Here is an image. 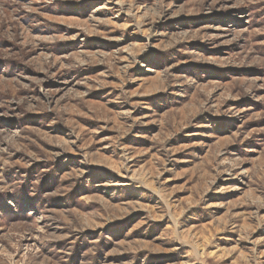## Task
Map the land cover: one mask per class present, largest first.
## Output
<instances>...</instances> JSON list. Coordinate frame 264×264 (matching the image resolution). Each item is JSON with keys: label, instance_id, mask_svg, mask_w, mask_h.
Wrapping results in <instances>:
<instances>
[{"label": "rangeland", "instance_id": "374dc122", "mask_svg": "<svg viewBox=\"0 0 264 264\" xmlns=\"http://www.w3.org/2000/svg\"><path fill=\"white\" fill-rule=\"evenodd\" d=\"M0 264H264V0H0Z\"/></svg>", "mask_w": 264, "mask_h": 264}]
</instances>
